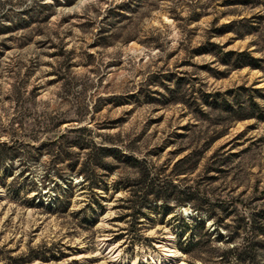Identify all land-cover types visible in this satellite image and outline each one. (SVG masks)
I'll use <instances>...</instances> for the list:
<instances>
[{"label": "rangeland", "instance_id": "obj_1", "mask_svg": "<svg viewBox=\"0 0 264 264\" xmlns=\"http://www.w3.org/2000/svg\"><path fill=\"white\" fill-rule=\"evenodd\" d=\"M249 94L264 0H0V264H264Z\"/></svg>", "mask_w": 264, "mask_h": 264}, {"label": "trees", "instance_id": "obj_2", "mask_svg": "<svg viewBox=\"0 0 264 264\" xmlns=\"http://www.w3.org/2000/svg\"><path fill=\"white\" fill-rule=\"evenodd\" d=\"M249 58V65H255L253 61L256 60V58L252 56H248ZM242 65H247V64H242ZM239 96V94H236ZM254 95L249 94V100H240L239 98L236 100V103L240 107L245 108V104L248 107V111L243 113L238 117V119H246V118H251V117H256L260 120L264 119V110L258 106L256 102L253 100ZM227 108V107H226ZM231 109V108H229ZM228 110V108L226 109ZM164 185H160L159 182H156L155 179H153L149 173L146 172L145 174V179L143 180V184L139 189H134L133 190V195L134 197L140 199L141 202L148 200V199H163L166 197V194H164ZM184 203V202H182ZM193 246V245H191ZM187 251V250H186ZM190 251V250H188ZM234 260L239 262V264H244L249 258L245 256H241V254H237V256L233 257Z\"/></svg>", "mask_w": 264, "mask_h": 264}]
</instances>
